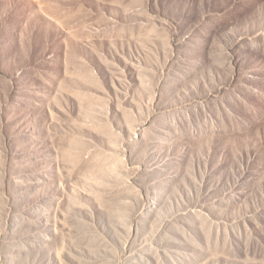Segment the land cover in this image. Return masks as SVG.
I'll return each instance as SVG.
<instances>
[{"label": "rangeland", "instance_id": "obj_1", "mask_svg": "<svg viewBox=\"0 0 264 264\" xmlns=\"http://www.w3.org/2000/svg\"><path fill=\"white\" fill-rule=\"evenodd\" d=\"M0 264H264V0H0Z\"/></svg>", "mask_w": 264, "mask_h": 264}]
</instances>
